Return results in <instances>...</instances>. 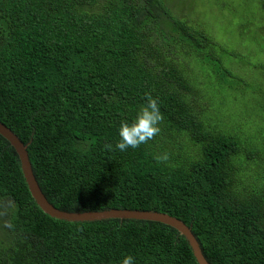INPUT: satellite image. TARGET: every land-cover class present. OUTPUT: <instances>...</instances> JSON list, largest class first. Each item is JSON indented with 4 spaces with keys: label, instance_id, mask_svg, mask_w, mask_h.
I'll return each mask as SVG.
<instances>
[{
    "label": "trees",
    "instance_id": "1",
    "mask_svg": "<svg viewBox=\"0 0 264 264\" xmlns=\"http://www.w3.org/2000/svg\"><path fill=\"white\" fill-rule=\"evenodd\" d=\"M189 8L183 0H0V122L27 146L57 209L165 213L191 229L210 264H264V148L249 150L239 132L201 119L202 91L185 68L208 39L173 16ZM145 93L163 114L159 135L106 150ZM126 255L135 264H199L166 224L44 213L0 134V264H119Z\"/></svg>",
    "mask_w": 264,
    "mask_h": 264
},
{
    "label": "rangeland",
    "instance_id": "2",
    "mask_svg": "<svg viewBox=\"0 0 264 264\" xmlns=\"http://www.w3.org/2000/svg\"><path fill=\"white\" fill-rule=\"evenodd\" d=\"M177 13V21L208 39L207 47L192 48L185 68L191 84L202 91L201 119L225 132H239L249 150L263 152L264 0H195ZM250 171L253 180L260 173L254 165Z\"/></svg>",
    "mask_w": 264,
    "mask_h": 264
},
{
    "label": "water",
    "instance_id": "3",
    "mask_svg": "<svg viewBox=\"0 0 264 264\" xmlns=\"http://www.w3.org/2000/svg\"><path fill=\"white\" fill-rule=\"evenodd\" d=\"M0 134L6 138L11 145L16 149L22 164V171L32 197L35 199L37 205L42 211L49 216L64 220L68 222H89L102 221L108 219H134L153 221L169 225L177 229L183 236L186 237L190 243L193 253L199 264H210L205 258L201 246L194 236L191 229L181 220L165 213L157 211H141V210H126V209H110L105 211H94L84 213H72L61 211L53 206L43 191L34 175L30 157L27 151V146L20 140V138L6 125L0 122Z\"/></svg>",
    "mask_w": 264,
    "mask_h": 264
},
{
    "label": "clouds",
    "instance_id": "4",
    "mask_svg": "<svg viewBox=\"0 0 264 264\" xmlns=\"http://www.w3.org/2000/svg\"><path fill=\"white\" fill-rule=\"evenodd\" d=\"M146 103L141 105L135 119L128 122L122 120L119 127V141L113 147L112 144H105L106 150L127 151L129 148H139L141 144H146L154 139L161 132L159 125L163 122V114L160 111L157 99L153 98L150 93H145ZM154 159L158 163L166 162L169 159V154L164 153L156 155ZM6 226H11L6 225ZM119 264H135L132 255H126Z\"/></svg>",
    "mask_w": 264,
    "mask_h": 264
}]
</instances>
